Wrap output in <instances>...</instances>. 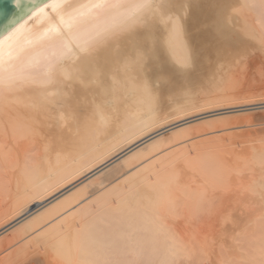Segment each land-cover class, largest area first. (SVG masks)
<instances>
[{"label":"snow or ice","instance_id":"6c2138e0","mask_svg":"<svg viewBox=\"0 0 264 264\" xmlns=\"http://www.w3.org/2000/svg\"><path fill=\"white\" fill-rule=\"evenodd\" d=\"M15 4L22 7L21 0H15ZM178 7L183 6L174 0H39L26 14L41 23L37 29L28 30L26 41L19 39L23 29L0 31V111L8 115L11 105L21 103L20 94L26 90H35L40 96L39 101L27 105L35 112L32 120L21 124L8 115L0 121V136L7 141L22 131L26 138L35 140L40 136L42 117L56 119L65 133L59 142L44 144L39 160L25 158L20 171L30 184H38L44 176L55 177L57 182L66 180L74 173L58 166L61 159L83 160L103 144L115 146L125 134H142L196 106L177 104L166 111L158 102L157 85L145 71L148 61L163 59L183 47V18ZM220 8L222 30L232 33L241 43L264 48V0H221ZM83 34H87V40L79 39ZM145 34L152 40L151 47L147 39L127 44L107 83L96 81V90L86 107L69 111L64 106L58 88L61 80L83 78L87 70L84 64L99 49ZM37 49H47L48 54L41 56ZM174 67L177 73L186 72L189 62H174ZM221 71L226 74L230 69L222 66ZM200 99L205 104L218 105L229 97L209 89ZM66 120L68 123H64ZM183 142L154 145V150L141 156L129 170L130 174H125L123 180L116 178L112 188L105 187L98 196L89 193L42 225L53 233L51 247L60 264H177L178 260L180 264H264V150L257 152L255 148L251 161L261 174L257 178L253 173L248 188L260 201L255 232L224 235L213 240L207 251L195 239L185 241L172 233L165 238L162 258L155 247H144L135 240L141 228L133 222V214L143 211L142 223L152 222L159 197L143 207L144 192L160 193L171 188L168 154ZM253 143L264 145V137ZM0 148H6V144H0ZM3 158L6 162L12 159L11 151L4 152ZM188 160L195 165L200 157L189 154ZM82 168L83 165L75 171ZM208 196L206 190L200 192L197 206L206 207ZM129 208L132 213L127 211ZM69 216L87 221L86 243H78L74 249L63 240H55L56 228H64L61 217ZM57 219L59 225L55 224ZM38 231L34 229L33 233ZM77 231L79 234L81 229Z\"/></svg>","mask_w":264,"mask_h":264},{"label":"bare ground","instance_id":"6f19581e","mask_svg":"<svg viewBox=\"0 0 264 264\" xmlns=\"http://www.w3.org/2000/svg\"><path fill=\"white\" fill-rule=\"evenodd\" d=\"M174 2L183 6L178 7L183 18V47L177 48L174 54H166L163 59L153 58L148 61L145 71L157 85L158 102L166 111L175 108L177 104L196 106L189 107L186 113H177L166 122L157 123L142 134L138 133L134 137L125 134L115 146L103 144L83 160L61 159L58 166L74 174L59 182L55 177L49 179L44 176L38 184H30L20 171L26 157L39 160L44 144L59 142L65 134L56 119L42 117L40 136L35 140L26 138L22 131L15 137L10 136L7 141L0 136V144H6V148H0V264H60L51 247L53 233L50 228L46 230L41 226L89 193L98 196L105 187L112 188L117 177L123 180L124 175L130 174L129 170L134 168L141 156L148 155L154 150V145L160 146L162 142L184 141L181 148L168 154L167 173L171 188L160 193L148 190L144 192L143 207L159 197L156 204L158 211L152 222L142 223L143 211L133 214V222L141 228L135 236L137 242L144 247H155L158 256L162 258L165 238L172 233L185 241L195 239L207 251L213 240L224 235L231 237L234 232L243 234L256 231L254 221L261 214L260 201L258 197L251 195L248 188L253 173L257 178L261 173L259 167L251 161V155L253 148L259 152L264 150V145L253 143L259 139L254 138L255 133L251 127L255 126V122L264 121L263 111L259 115L260 112L248 111L226 117L206 118L197 124L169 128L154 139L145 141L154 133L196 113L256 104L255 100H260L256 96L264 95L263 86L259 82L256 85L249 77L252 68L264 63V48L241 43L232 33L222 30L221 0ZM40 23L41 21H36L27 14L9 31L23 29L19 39L24 42L29 38L28 30L37 29ZM79 39L87 40L88 36L83 34ZM145 39L151 47L152 40L145 34L130 37L119 45L99 49L91 61L84 64L87 70L83 78L61 80L58 88L63 94L64 106L69 111L75 107H86L96 90V81L107 83V78L120 61L126 45L133 40ZM37 52L41 56L48 54L47 49H37ZM185 59L189 62L188 70L177 73L174 62ZM222 66L230 71L223 73ZM238 74L244 77L248 75V78L238 76L243 78L239 80L241 84L233 83ZM209 89L222 91L229 99L218 105L205 104L200 97ZM20 95L21 103L11 105L8 115L24 124L35 116V112L27 105L33 100L39 101L40 96L35 90H26ZM262 98L264 99L263 96ZM8 115L0 111V121L6 120ZM210 135L215 137L208 139ZM128 149L129 153L119 157ZM8 150L12 153V159L6 162L3 153ZM189 154L199 155L200 160L195 165L189 163ZM81 165L82 170L76 172ZM97 169H101L97 175L83 179ZM205 190L209 193V204L198 207L197 196ZM176 207L179 208L178 212L175 211ZM127 211L132 213L133 209L129 208ZM217 214H220L217 232L210 230L208 236L205 235L207 233L199 232L202 227L198 222L205 215ZM61 219L64 220V228H56L55 240H63L71 249L78 243H86V219L80 216ZM14 222L16 223L13 224ZM59 223L60 219H57L55 224ZM78 228L81 229L79 234ZM34 229L40 231L33 233ZM177 264H180L179 260Z\"/></svg>","mask_w":264,"mask_h":264},{"label":"rangeland","instance_id":"374dc122","mask_svg":"<svg viewBox=\"0 0 264 264\" xmlns=\"http://www.w3.org/2000/svg\"><path fill=\"white\" fill-rule=\"evenodd\" d=\"M258 66V67H257ZM256 67L252 68L251 72L249 73V77L256 82V85L258 84V82L263 86L264 88V63H259ZM258 69V70H256ZM262 70V72L260 71ZM259 71V72H258ZM259 74V75H258ZM258 75V76H257ZM238 76H243V78H248V75L246 77H244V75H240L238 74L235 78H234V82L233 83H237L239 82L241 84V80L240 79H243L241 77L238 78ZM257 76V77H256ZM249 78V79H250ZM236 80V82H235ZM238 80V81H237ZM240 80V81H239ZM262 96L264 97V95H260L259 97L256 96L255 98L256 99H260L259 101L255 100V98H253L257 103H253V101H250L252 102L253 104L252 105H245V106H236V107H232V108H223V109H220V110H216V111H208V112H205V113H196L194 116L192 117H186L184 120L182 119L181 121L171 125L170 127L168 128H165V129H162L156 133H154L153 135L149 136L148 138L145 139L146 140H152L154 139L157 135H160L162 134L163 132H165L167 129L169 128H177V127H180V126H185V125H189V124H197L199 123L201 120H204L206 118H212V117H216V116H222V117H226V116H231V115H236L237 113H247L248 111H257V112H260L258 113L261 114V112L263 111L264 112V99L262 98ZM262 98V99H261ZM252 99V100H253ZM262 100V101H261ZM248 101V100H247ZM254 101V102H255ZM261 101V102H260ZM248 102V103H250ZM262 115H264L262 113ZM261 116V115H260ZM259 117V116H258ZM257 121V120H256ZM185 123V124H184ZM187 123V124H186ZM255 126L251 127L250 129L251 130H254V138L255 139H260L263 135H264V121H258V122H255ZM259 124H262V125H259ZM259 125V126H258ZM257 127V128H256ZM261 128V130H260ZM262 131V132H261ZM261 132V133H260ZM261 135V136H260ZM259 136V137H258ZM215 135H210L209 137H207L208 139L210 138H214ZM258 137V138H256ZM182 144V143H181ZM181 144H178L177 147L174 149L177 150L179 148H181ZM131 149V148H130ZM130 149L126 150L125 152H123L119 157H123L126 153H129L130 152ZM129 151V152H128ZM118 157V158H119ZM109 164V163H108ZM103 168V167H102ZM107 169V168H106ZM101 169H97V171H94L92 172L91 174L88 175V177L86 176L85 178H83L84 180L87 179V178H91L92 175L94 176L96 173H99L98 171H100ZM97 175V174H96ZM83 179L81 181H83ZM80 181V182H81ZM79 183V182H78ZM44 205V204H43ZM42 206V205H41ZM220 214H217L215 216H212V215H205L199 222L198 224L201 225V229H199L200 231L199 232H202V233H207L205 235L208 236V234L210 235L209 232H211L210 230H213L214 231L216 230L217 232V229H218V225H219V222H220ZM16 222H19V220H17ZM16 222H14L13 224H15ZM8 228V227H7ZM217 228V229H216ZM208 229V230H207ZM6 230V229H4ZM203 230V231H202ZM209 231V232H208ZM2 232V231H1ZM204 236V235H203Z\"/></svg>","mask_w":264,"mask_h":264},{"label":"water","instance_id":"95a60500","mask_svg":"<svg viewBox=\"0 0 264 264\" xmlns=\"http://www.w3.org/2000/svg\"><path fill=\"white\" fill-rule=\"evenodd\" d=\"M38 2L39 0H21L22 7H18L15 0H0V31H4L5 28L9 31L21 17L27 15L26 13L32 9L33 4ZM10 24L12 27H8Z\"/></svg>","mask_w":264,"mask_h":264}]
</instances>
